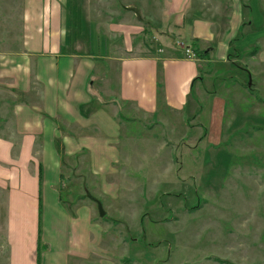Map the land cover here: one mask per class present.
Returning a JSON list of instances; mask_svg holds the SVG:
<instances>
[{
	"label": "crops",
	"instance_id": "1",
	"mask_svg": "<svg viewBox=\"0 0 264 264\" xmlns=\"http://www.w3.org/2000/svg\"><path fill=\"white\" fill-rule=\"evenodd\" d=\"M33 1L23 49L5 61L9 70L0 75L8 87L0 123V176L10 177L2 183L10 193L8 264H24L10 234L11 213L23 208L36 209L38 235L41 219V243L48 246L41 264H118L106 250L110 226L97 204L62 199V162L68 161L76 175L90 169L105 176L107 151L112 159H121L120 114L125 111L131 125L147 119L163 125L173 115L187 127L186 116L198 124V86L209 78L214 89L205 100H210L211 123L203 132L208 129L210 139L200 141L213 144L215 126L224 131L227 103L222 98L232 100L227 126L238 121L239 127L264 128L259 114L264 108V0H214V20L198 16L196 0H159L157 9L145 13L149 31L135 24L131 13L110 26L115 42L110 54L105 49L111 43L101 34L89 43L93 53L66 52L74 42L71 0H53L50 13L47 0ZM144 32L152 37L148 50L141 51L138 40ZM187 49L211 53L192 59ZM230 77L237 80L222 84ZM246 109H251L249 115ZM254 113L257 118L251 121ZM194 156L198 158L197 149ZM38 239L33 264H38Z\"/></svg>",
	"mask_w": 264,
	"mask_h": 264
},
{
	"label": "rangeland",
	"instance_id": "2",
	"mask_svg": "<svg viewBox=\"0 0 264 264\" xmlns=\"http://www.w3.org/2000/svg\"><path fill=\"white\" fill-rule=\"evenodd\" d=\"M52 1L45 3L49 13L54 6ZM196 1L198 16L214 20V0ZM33 2L0 0V75L9 70V60L5 61L23 49L24 27ZM158 2L71 0L74 42L65 51L93 53L89 43L96 34L100 39L101 34L111 43V48L105 49L110 54L115 43L110 26L119 24L126 13H131L135 24L146 28L145 13L150 7L157 9ZM151 37V32H144L139 38L141 51L148 50ZM235 80L236 77H230L221 81L230 85ZM207 81L198 86L202 89L197 93L201 101L198 124L196 118L186 116L187 127L182 117L179 122L173 115L163 125L154 119L131 125L126 123L131 116L125 111L120 117L121 159H112L113 153L108 148L105 176L94 175L90 169L83 175L76 171V175L68 161L62 162V199L90 203L88 194H91L103 203L106 217L102 219L110 226L104 237L106 250L109 255L115 254L118 264H264V128L239 127L238 121H230L232 125L227 126L232 100L222 98L227 103L224 131L215 126L214 145L202 142L210 139L208 129L203 132L211 123V104L205 98L214 85L210 78ZM5 83L0 76V123L2 107L7 103ZM217 83L216 86L221 84ZM249 112L251 109L244 111L248 115ZM255 114L251 121L257 118ZM259 114L264 117V108ZM194 162L196 166L192 167ZM3 179H10L8 173L0 176V264H8L10 193L3 189L6 185L2 183L8 184ZM18 210L11 213L10 234L21 247L18 249L22 251L24 264H33L32 250L39 236L38 215L36 209Z\"/></svg>",
	"mask_w": 264,
	"mask_h": 264
},
{
	"label": "trees",
	"instance_id": "3",
	"mask_svg": "<svg viewBox=\"0 0 264 264\" xmlns=\"http://www.w3.org/2000/svg\"><path fill=\"white\" fill-rule=\"evenodd\" d=\"M193 51L195 52L196 57L198 59L208 58L210 56V53H211L210 51H199L198 49H194ZM94 101H97V100L94 98ZM88 107H85V108H88ZM85 108L82 109V111H84ZM120 116L121 117L123 116L122 113L120 114ZM40 210H41V208H40ZM40 235H41V219H40V223H39V239H38V248H37V263L38 264L41 263L42 252L45 251L48 248V246L43 245L41 243Z\"/></svg>",
	"mask_w": 264,
	"mask_h": 264
},
{
	"label": "water",
	"instance_id": "4",
	"mask_svg": "<svg viewBox=\"0 0 264 264\" xmlns=\"http://www.w3.org/2000/svg\"><path fill=\"white\" fill-rule=\"evenodd\" d=\"M88 197L90 200H92L93 202H95L97 204L99 216L101 218H104L106 216V212L104 210V206H103L102 202L99 199L93 197L91 194H88Z\"/></svg>",
	"mask_w": 264,
	"mask_h": 264
},
{
	"label": "built area",
	"instance_id": "5",
	"mask_svg": "<svg viewBox=\"0 0 264 264\" xmlns=\"http://www.w3.org/2000/svg\"><path fill=\"white\" fill-rule=\"evenodd\" d=\"M186 55L189 58H192V59H196L197 58L195 52L193 50H191V49H187L186 50Z\"/></svg>",
	"mask_w": 264,
	"mask_h": 264
}]
</instances>
